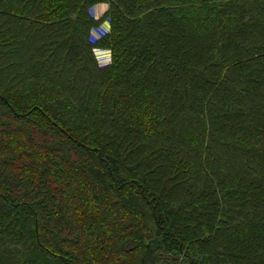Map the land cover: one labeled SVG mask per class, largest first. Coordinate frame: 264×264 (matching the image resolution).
<instances>
[{
    "label": "trees",
    "instance_id": "1",
    "mask_svg": "<svg viewBox=\"0 0 264 264\" xmlns=\"http://www.w3.org/2000/svg\"><path fill=\"white\" fill-rule=\"evenodd\" d=\"M0 264H264V0H0Z\"/></svg>",
    "mask_w": 264,
    "mask_h": 264
},
{
    "label": "rangeland",
    "instance_id": "2",
    "mask_svg": "<svg viewBox=\"0 0 264 264\" xmlns=\"http://www.w3.org/2000/svg\"><path fill=\"white\" fill-rule=\"evenodd\" d=\"M107 8H108V6L106 4H99L93 9V15L95 16V18L97 20H101L102 17L104 16V13L107 11ZM108 28H109V23L108 22H104L97 28L96 31H93V35L95 37H97V36L101 35L102 33H104L106 30H108ZM96 54H97V57H98L99 64L101 66L110 63L111 54H110L109 51H107V50H97Z\"/></svg>",
    "mask_w": 264,
    "mask_h": 264
},
{
    "label": "crops",
    "instance_id": "3",
    "mask_svg": "<svg viewBox=\"0 0 264 264\" xmlns=\"http://www.w3.org/2000/svg\"><path fill=\"white\" fill-rule=\"evenodd\" d=\"M108 9V8H107Z\"/></svg>",
    "mask_w": 264,
    "mask_h": 264
}]
</instances>
